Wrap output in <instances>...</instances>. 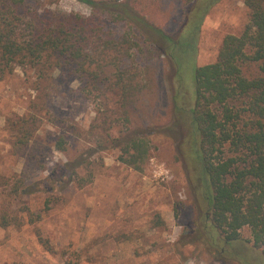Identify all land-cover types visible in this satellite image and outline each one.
<instances>
[{"label":"rangeland","instance_id":"1","mask_svg":"<svg viewBox=\"0 0 264 264\" xmlns=\"http://www.w3.org/2000/svg\"><path fill=\"white\" fill-rule=\"evenodd\" d=\"M185 1L165 0L164 15L159 2L154 5L155 21L166 19L172 38L183 27ZM40 3L58 13L92 14L91 6L80 0ZM249 20L245 0L218 2L202 24L195 57L190 51L184 53L180 69L165 53L151 55L147 42L138 36L144 51L138 59L125 60L123 66L137 72L144 88L135 91L125 107L108 90L109 82L105 97H89L80 90L82 79L69 71L38 80L34 71L26 74L17 67L0 80V178H22L28 186L17 194L13 185L0 179V215L10 221L7 226L0 224V264H64L67 256L62 251L66 249L79 252L78 264L252 263L260 252L251 248L249 227L241 230L249 246L239 244L227 253L193 241L190 235L195 225L204 229L205 218L186 122L187 111L194 105L196 65L215 62L224 37L240 34ZM105 28L118 37L129 26L105 17ZM115 72L116 68L106 67L102 76L113 79ZM243 72L250 78L261 74L253 62L243 65ZM235 104L246 105L244 100ZM56 115L67 117L77 127L66 132L67 151L55 146L61 132L51 121ZM102 116L112 136L131 130L150 141L151 156L142 169L122 162L116 148L98 150L103 131L97 127ZM252 118L255 115L244 112L240 126L251 125ZM34 119L38 129L30 150L37 157L30 158L15 148L11 122L30 124ZM88 148L98 150L90 155L88 167L80 168L78 179L60 188L52 171ZM27 207L34 212V222L29 221Z\"/></svg>","mask_w":264,"mask_h":264},{"label":"trees","instance_id":"2","mask_svg":"<svg viewBox=\"0 0 264 264\" xmlns=\"http://www.w3.org/2000/svg\"><path fill=\"white\" fill-rule=\"evenodd\" d=\"M40 1L0 0V80L17 67L26 74L34 71L38 80H51L57 73L60 76L69 71L82 79L80 90L89 97H105L109 82L108 90L118 98L120 107H125L134 92L144 88L137 72L123 66L125 60L138 59L139 52L144 51L138 36L147 42L151 55L165 53L180 69L184 53L190 51L195 57L202 24L221 0H186L185 19L177 38L167 33L168 21L161 17L163 22L158 23L152 13L158 1L164 15L165 0H80L91 6L90 16L58 13L43 7ZM245 4L250 20L243 31L224 37L215 62L195 64V98L187 111V140L199 170L196 176L193 167L205 220L204 229L195 225L190 235L193 241H203L210 249L227 253L239 244L249 246L241 234L244 227H249L251 248L260 254L252 263L244 264H264V0H245ZM105 17L124 22L129 29L115 37L105 28ZM252 62L258 64L261 74L250 78L244 74L243 65ZM106 67L116 68L113 79L102 76ZM240 100L246 105L237 107L235 103ZM244 112L256 117L246 127L239 123ZM51 119L61 129L55 146L67 151L66 132L77 127L64 116ZM36 122H11L16 132L15 148L30 158L37 157L30 150L38 129ZM106 124L102 116L97 127L103 131L98 150L116 148L122 162L142 169L151 156L150 141L131 130L112 136ZM98 150L88 148L68 158L52 171L55 183L64 189L78 179L80 168L88 167L90 155ZM0 179L13 185L17 194L28 188L22 178ZM25 211L34 222V212L29 207ZM0 224L7 226L10 221L0 215ZM41 241L50 248L47 240ZM62 253L67 256L64 264H78V251L66 249Z\"/></svg>","mask_w":264,"mask_h":264}]
</instances>
